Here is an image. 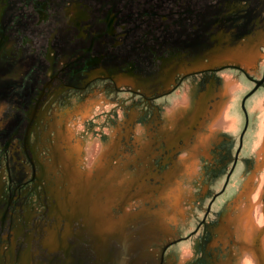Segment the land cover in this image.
<instances>
[{
  "label": "rangeland",
  "instance_id": "374dc122",
  "mask_svg": "<svg viewBox=\"0 0 264 264\" xmlns=\"http://www.w3.org/2000/svg\"><path fill=\"white\" fill-rule=\"evenodd\" d=\"M263 97L264 0H0V264H264Z\"/></svg>",
  "mask_w": 264,
  "mask_h": 264
},
{
  "label": "bare ground",
  "instance_id": "6f19581e",
  "mask_svg": "<svg viewBox=\"0 0 264 264\" xmlns=\"http://www.w3.org/2000/svg\"><path fill=\"white\" fill-rule=\"evenodd\" d=\"M229 85V84H228ZM227 87H229V86H227ZM229 92V91H228ZM257 104H256V108H258L259 110H260V108L261 109H263L264 108V97L262 98V99H260L258 102H256ZM263 107V108H262ZM255 108V107H254ZM225 111V110H224ZM264 111V110H263ZM224 120V119H223ZM263 120V119H262ZM226 121H228L227 122V124H229L230 125V123L233 121L232 119H227ZM259 121V120H258ZM223 122H225V121H223ZM262 123L263 122H261V125H262ZM259 124H260V122H259ZM234 125V124H233ZM264 125V124H263ZM231 126V125H230ZM257 126V125H256ZM259 128V130H260V128L262 129L263 127L261 126V127H258ZM260 136V135H259ZM257 135H255L254 137H253V139H252V141H251V145L249 146V148H251L252 149V151L254 150V153H258V151L256 150V147H257V145H258V143H257ZM264 141V140H263ZM262 146H263V144H262ZM258 150H259V148H258ZM253 177H254V175H253ZM252 177V178H253ZM256 209H261L262 211H264V204H260V206H259V204H258V202H257V207H256ZM255 210H253V212H254ZM258 211V210H257ZM259 213H260V211H258ZM256 213V212H255ZM258 213V214H259ZM255 216H257V213H256V215ZM254 216V214H251V211H249V213H248V215H247V217H246V222L244 223V225L246 226V228H248L249 226H251L252 225V223L256 220V218H254L255 217ZM258 217H259V215H258ZM257 217V218H258ZM259 221V220H258ZM262 221H264V218L262 219ZM261 223V222H260ZM259 223V224H260ZM258 224V225H259ZM260 226V225H259ZM258 226V227H259ZM176 251L175 250H173L172 252H171V254L172 255H176ZM263 259V258H262Z\"/></svg>",
  "mask_w": 264,
  "mask_h": 264
},
{
  "label": "water",
  "instance_id": "95a60500",
  "mask_svg": "<svg viewBox=\"0 0 264 264\" xmlns=\"http://www.w3.org/2000/svg\"><path fill=\"white\" fill-rule=\"evenodd\" d=\"M163 255V254H162Z\"/></svg>",
  "mask_w": 264,
  "mask_h": 264
}]
</instances>
